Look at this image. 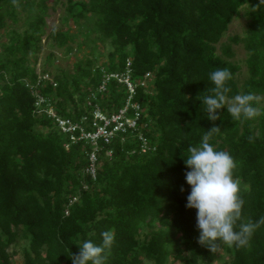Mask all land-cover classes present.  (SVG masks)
Segmentation results:
<instances>
[{
  "label": "trees",
  "instance_id": "16d2710c",
  "mask_svg": "<svg viewBox=\"0 0 264 264\" xmlns=\"http://www.w3.org/2000/svg\"><path fill=\"white\" fill-rule=\"evenodd\" d=\"M58 1L18 0L15 6L0 0V38L6 37L0 41V264H12L10 249L20 239L26 240L23 264H72L81 242L100 245L108 230L114 231V242L106 264H212L218 249L212 253L198 243L196 210L185 207L191 191L187 149L198 146L214 124L220 128L210 143L236 162L242 220L258 221L264 216V114L237 121L226 103L217 110L220 119L211 121L196 97L211 94L209 73L225 67L233 77L227 82L229 99L248 92L264 96V5L260 0H62L63 21L70 19L87 37L96 34L99 44L108 45L105 59L99 61L95 43L70 73L51 71L53 53L38 71L49 3ZM242 7L249 8L242 36L221 42ZM20 13H26L27 26L6 30ZM76 37L68 27L52 30L47 40L68 54ZM239 43L247 68L241 85L240 65L232 60V44ZM127 60L133 79L151 74L148 88L139 87L134 100L144 108L137 127L152 148L140 152L130 132L124 140L119 134L108 144L100 141L93 177L86 171L91 145L71 143L51 118L36 111L35 102L39 95L48 97L60 115L70 117L94 105L116 112L125 88L110 80L104 92L96 89L103 72H122ZM45 74L50 79L42 78ZM254 106L264 110V103ZM253 134L257 138L249 142ZM221 245L229 255L225 264H264V225L245 247Z\"/></svg>",
  "mask_w": 264,
  "mask_h": 264
},
{
  "label": "clouds",
  "instance_id": "9594fccd",
  "mask_svg": "<svg viewBox=\"0 0 264 264\" xmlns=\"http://www.w3.org/2000/svg\"><path fill=\"white\" fill-rule=\"evenodd\" d=\"M11 3L18 6V0H11ZM260 4L264 5V0H260ZM208 78L214 85L211 94H198L196 98L204 105L209 120L220 119L217 110L224 109L226 103L227 112L237 121L252 120L264 114V110L254 106L259 104L260 98L253 92L237 94L229 99L231 88L227 82L233 77L228 68L216 69L209 73ZM220 132L214 124L204 133L198 146L188 147V156L184 159L189 169L185 172V179L191 187L185 207L196 210L198 243L212 253L221 243L230 247L247 246L253 232L264 225V216L255 222L242 220L244 200L239 195L240 181L234 177L236 162L229 152L217 150L210 143L213 135ZM257 135H250L249 142H254ZM180 191L184 192L183 186ZM101 237L100 245L91 240L81 242L78 253H72L70 257L72 264H106L107 251L114 242V231H104Z\"/></svg>",
  "mask_w": 264,
  "mask_h": 264
},
{
  "label": "built area",
  "instance_id": "2783aa9c",
  "mask_svg": "<svg viewBox=\"0 0 264 264\" xmlns=\"http://www.w3.org/2000/svg\"><path fill=\"white\" fill-rule=\"evenodd\" d=\"M131 71V61L127 60L125 69L122 72H103L101 82L96 89L98 93L104 92L110 80H116L125 88L127 95L124 104L116 112L108 114L94 105L89 112L83 113L79 117H69L57 113L55 105L48 97L39 95L35 102L36 111L51 118L58 130L69 136L71 143L83 141L91 145V150L87 154L88 167L86 171H90L93 177L97 153L100 150V141L108 144L117 135L121 134V137H124V134L130 132L134 134L139 142L140 152L145 153L152 148L143 132L137 127L140 114L144 112V108L137 100H134L139 87L148 88L151 74L145 73L141 79H133ZM42 78L50 79V76L45 74ZM96 92L90 95L91 98H95L94 94ZM87 104H89L88 101ZM123 137L122 140H124ZM107 154H110V152L108 151Z\"/></svg>",
  "mask_w": 264,
  "mask_h": 264
},
{
  "label": "rangeland",
  "instance_id": "374dc122",
  "mask_svg": "<svg viewBox=\"0 0 264 264\" xmlns=\"http://www.w3.org/2000/svg\"><path fill=\"white\" fill-rule=\"evenodd\" d=\"M249 10L248 7H242L239 10V14L236 15L231 22L229 23L228 29L224 33L221 38V42H227L229 37L238 35L242 36V33L246 29V23L248 21V17L246 12ZM65 16V5L62 3V0L58 2L49 3L48 15L46 17V29L45 34L41 39V50L37 55V63L36 69L41 70L43 64L47 61V56L50 53H53L55 56V60L51 65V71L55 72L57 70L65 71L66 73H70L72 71V63L77 59H81L82 56L87 55L90 51V48H93V45L97 43L99 49L101 50L102 55L98 57L99 61H103L105 59V52L108 49L107 44H99L96 38V34L92 33L89 37L86 36V30H82L80 33L79 29L76 28V25L69 19L67 21H63V17ZM27 26L26 13H20L18 16V21L15 26H11L9 23L6 25V30H9L13 27H16L18 31L23 30ZM70 28L71 32L76 33L77 37L71 43L72 52L65 54V47H58L55 45H51V43L47 40V36L51 33L52 30H65L66 28ZM79 30V31H78ZM6 40L4 35H1L0 41ZM219 43L217 47L219 48ZM234 49V57L232 58L237 64L240 65V69L236 74V80L238 85H241L244 79L247 77V68L245 64L246 59V51L241 43L235 45L232 44ZM218 52L220 53L219 49ZM51 72V73H52ZM260 98V103H264V96H258ZM26 245V240L20 239L16 242L10 249V251L14 252L12 256V264H23V256L22 249ZM229 261V255L224 250V246L221 245L215 254V260L212 264H225ZM143 264H151L147 261H144ZM167 264H180V262L172 260L168 261Z\"/></svg>",
  "mask_w": 264,
  "mask_h": 264
}]
</instances>
